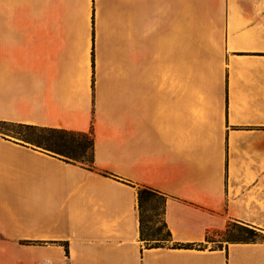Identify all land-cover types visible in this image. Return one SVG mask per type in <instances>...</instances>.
I'll return each mask as SVG.
<instances>
[{
    "label": "crops",
    "instance_id": "obj_1",
    "mask_svg": "<svg viewBox=\"0 0 264 264\" xmlns=\"http://www.w3.org/2000/svg\"><path fill=\"white\" fill-rule=\"evenodd\" d=\"M0 123L93 140L87 169L0 136V235L43 242L36 264H234L145 245L137 191L172 244L264 233V0H0ZM36 188L64 229L16 222Z\"/></svg>",
    "mask_w": 264,
    "mask_h": 264
},
{
    "label": "rangeland",
    "instance_id": "obj_2",
    "mask_svg": "<svg viewBox=\"0 0 264 264\" xmlns=\"http://www.w3.org/2000/svg\"><path fill=\"white\" fill-rule=\"evenodd\" d=\"M0 136L4 139H10L14 143L23 144L25 147H29L33 150L42 151L43 153L60 158L58 155L43 150L37 147L38 144H42L43 140L48 136L42 130L28 128L26 126H18L11 124L0 123ZM90 137V134L88 135ZM75 140L81 143L89 144L88 138L74 137ZM26 165L28 162H25ZM35 162H29V165L35 166ZM86 168L85 164L74 163ZM38 167V165L36 166ZM25 188L15 187L13 192L19 193L25 191ZM30 191V190H29ZM35 194H30L28 202L25 195H19L11 198L10 207L15 210V215L20 218H16V222L26 228L35 229L38 226L54 227L58 230L65 228L61 223L54 224L56 219L44 216V213L40 209V196L41 192L38 188L33 189ZM32 191V192H33ZM40 195V196H39ZM36 196V198H35ZM18 200L19 203L17 202ZM38 204H40L38 206ZM165 208V200L158 194H152L142 205L140 209L141 216L143 218V236L148 239L143 243L148 246L171 248H187L194 250H220L225 254L226 261H228L229 254L235 257L234 264H264V233L260 228H251L241 224V222L228 221L223 225H220L216 230L207 233L204 236V242L199 244H172L170 236H168L167 226L163 219V213ZM57 217L56 215H54ZM53 216V217H54ZM39 218V220H37ZM15 226V225H14ZM243 228L251 229L255 232V235L249 234L244 231ZM15 231L16 226L14 228ZM168 232V233H167ZM170 235V234H169ZM10 240H5L4 235H0V264H36L39 250L41 249L43 242L37 240H30L29 237L21 234H14ZM157 239V240H154ZM9 243H7V242ZM65 247V253L68 254L67 245L61 244ZM7 248V249H6ZM239 248V250H237ZM7 255H6V254ZM10 259V260H9Z\"/></svg>",
    "mask_w": 264,
    "mask_h": 264
},
{
    "label": "trees",
    "instance_id": "obj_3",
    "mask_svg": "<svg viewBox=\"0 0 264 264\" xmlns=\"http://www.w3.org/2000/svg\"><path fill=\"white\" fill-rule=\"evenodd\" d=\"M18 126H26L28 128H34L38 130L44 131V133L48 136L43 140L42 144H38L37 147L42 148L48 152L58 155L60 160L67 163H81L85 164L86 168L89 169L92 165V150H93V140L89 134L77 133L72 131H66L62 129H50V128H40L36 126H28V125H18ZM83 137L88 138L89 144L88 146L85 143L78 142L74 139V137ZM156 194L155 192L149 189H139L137 191V205L139 211V222H140V238L143 241L146 239L143 236V218L140 213V209H142L143 203L152 195ZM244 231H247L251 235H255V232L248 228H243ZM168 233V232H167ZM168 236L169 233H168ZM157 240V239H154ZM158 246H151V248H157Z\"/></svg>",
    "mask_w": 264,
    "mask_h": 264
}]
</instances>
